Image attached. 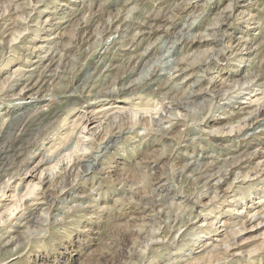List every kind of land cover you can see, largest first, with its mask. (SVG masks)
I'll return each mask as SVG.
<instances>
[{"label":"rangeland","instance_id":"1","mask_svg":"<svg viewBox=\"0 0 264 264\" xmlns=\"http://www.w3.org/2000/svg\"><path fill=\"white\" fill-rule=\"evenodd\" d=\"M0 264H264V0H0Z\"/></svg>","mask_w":264,"mask_h":264},{"label":"bare ground","instance_id":"2","mask_svg":"<svg viewBox=\"0 0 264 264\" xmlns=\"http://www.w3.org/2000/svg\"><path fill=\"white\" fill-rule=\"evenodd\" d=\"M261 115V114H260Z\"/></svg>","mask_w":264,"mask_h":264}]
</instances>
